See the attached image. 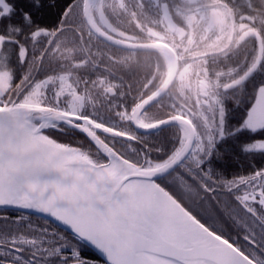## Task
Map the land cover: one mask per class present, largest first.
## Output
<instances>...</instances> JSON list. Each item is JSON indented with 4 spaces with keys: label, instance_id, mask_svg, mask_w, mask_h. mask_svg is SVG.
I'll list each match as a JSON object with an SVG mask.
<instances>
[{
    "label": "snow or ice",
    "instance_id": "obj_1",
    "mask_svg": "<svg viewBox=\"0 0 264 264\" xmlns=\"http://www.w3.org/2000/svg\"><path fill=\"white\" fill-rule=\"evenodd\" d=\"M198 2L0 0V264H264L258 36L175 114L150 112L115 55L172 63L122 21Z\"/></svg>",
    "mask_w": 264,
    "mask_h": 264
},
{
    "label": "flooded vegetation",
    "instance_id": "obj_2",
    "mask_svg": "<svg viewBox=\"0 0 264 264\" xmlns=\"http://www.w3.org/2000/svg\"><path fill=\"white\" fill-rule=\"evenodd\" d=\"M221 2L199 0L192 5L179 3L171 10L161 11L158 20L139 12L125 16L123 28L136 37L133 44L156 47L163 39L161 49L168 57L175 58L166 65L156 51H138L134 56L130 51H115L118 58H128L123 66L127 68L125 82L132 84L133 91H143L146 101L157 88L168 81L171 83L168 92L155 101L150 112L175 114L176 110L196 109L205 99L202 95L205 80L215 81L219 77L223 82L231 65L256 53L257 39L244 36L245 32L250 29L259 31L264 44L262 26L252 24L247 17L242 18L238 11L233 13L238 3L216 7ZM245 4L251 9H264V0H249ZM214 9L222 10L217 12L223 15L221 21L213 13ZM253 12L264 21V11L259 14L255 10ZM145 32L151 33L154 39H148ZM225 53L231 55L225 56ZM117 68L122 69V66L117 65Z\"/></svg>",
    "mask_w": 264,
    "mask_h": 264
},
{
    "label": "trees",
    "instance_id": "obj_3",
    "mask_svg": "<svg viewBox=\"0 0 264 264\" xmlns=\"http://www.w3.org/2000/svg\"><path fill=\"white\" fill-rule=\"evenodd\" d=\"M249 0H236V3H238L235 8L233 9V11H238V15L241 16L242 18L247 17L249 18V20H257V21H262V17L259 15H255V12H253L254 10L257 12V14H259L260 11H264V9L261 8H256V9H251L248 6H246V2L248 3ZM17 3H22L23 0H16ZM259 7V6H257ZM258 25L262 26L264 29V24L261 23H257ZM257 159H259V157H257ZM90 255H96V253L90 251L89 253Z\"/></svg>",
    "mask_w": 264,
    "mask_h": 264
},
{
    "label": "bare ground",
    "instance_id": "obj_4",
    "mask_svg": "<svg viewBox=\"0 0 264 264\" xmlns=\"http://www.w3.org/2000/svg\"><path fill=\"white\" fill-rule=\"evenodd\" d=\"M166 86L167 85H162L161 87L157 88L156 91L151 95V97L155 98L156 100L161 99L169 90V88Z\"/></svg>",
    "mask_w": 264,
    "mask_h": 264
},
{
    "label": "water",
    "instance_id": "obj_5",
    "mask_svg": "<svg viewBox=\"0 0 264 264\" xmlns=\"http://www.w3.org/2000/svg\"><path fill=\"white\" fill-rule=\"evenodd\" d=\"M246 35H254V36H258V38H259V43H260V51L261 52H263V45H262V41H261V37H260V35L256 32V31H249L248 33H246ZM169 86V84L166 86V87H168ZM152 101H155V98H152L151 99V102ZM150 103V102H149Z\"/></svg>",
    "mask_w": 264,
    "mask_h": 264
},
{
    "label": "rangeland",
    "instance_id": "obj_6",
    "mask_svg": "<svg viewBox=\"0 0 264 264\" xmlns=\"http://www.w3.org/2000/svg\"><path fill=\"white\" fill-rule=\"evenodd\" d=\"M219 11H222L221 9H214L213 13L216 14L217 18L221 21L223 19V15L221 13H218Z\"/></svg>",
    "mask_w": 264,
    "mask_h": 264
}]
</instances>
